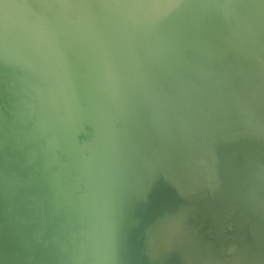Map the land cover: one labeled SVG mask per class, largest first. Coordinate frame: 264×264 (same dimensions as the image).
I'll return each instance as SVG.
<instances>
[{
    "label": "water",
    "instance_id": "1",
    "mask_svg": "<svg viewBox=\"0 0 264 264\" xmlns=\"http://www.w3.org/2000/svg\"><path fill=\"white\" fill-rule=\"evenodd\" d=\"M0 264H264V0H0Z\"/></svg>",
    "mask_w": 264,
    "mask_h": 264
}]
</instances>
